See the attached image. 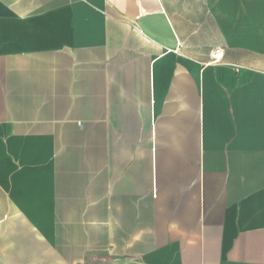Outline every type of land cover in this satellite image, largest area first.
<instances>
[{
	"label": "crops",
	"instance_id": "obj_1",
	"mask_svg": "<svg viewBox=\"0 0 264 264\" xmlns=\"http://www.w3.org/2000/svg\"><path fill=\"white\" fill-rule=\"evenodd\" d=\"M0 264H264V0H0Z\"/></svg>",
	"mask_w": 264,
	"mask_h": 264
},
{
	"label": "built area",
	"instance_id": "obj_2",
	"mask_svg": "<svg viewBox=\"0 0 264 264\" xmlns=\"http://www.w3.org/2000/svg\"><path fill=\"white\" fill-rule=\"evenodd\" d=\"M214 60H219V57L217 55H215Z\"/></svg>",
	"mask_w": 264,
	"mask_h": 264
}]
</instances>
